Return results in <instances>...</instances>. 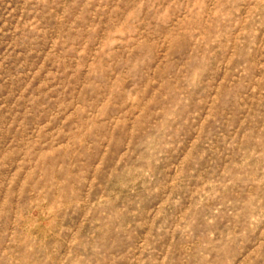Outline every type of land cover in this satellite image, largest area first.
Returning <instances> with one entry per match:
<instances>
[{
	"label": "rangeland",
	"instance_id": "obj_1",
	"mask_svg": "<svg viewBox=\"0 0 264 264\" xmlns=\"http://www.w3.org/2000/svg\"><path fill=\"white\" fill-rule=\"evenodd\" d=\"M0 264H264V0H0Z\"/></svg>",
	"mask_w": 264,
	"mask_h": 264
}]
</instances>
